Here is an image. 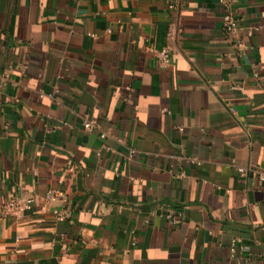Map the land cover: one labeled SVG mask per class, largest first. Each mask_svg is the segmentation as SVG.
<instances>
[{
  "label": "crops",
  "instance_id": "crops-1",
  "mask_svg": "<svg viewBox=\"0 0 264 264\" xmlns=\"http://www.w3.org/2000/svg\"><path fill=\"white\" fill-rule=\"evenodd\" d=\"M0 71V264H264V0H0Z\"/></svg>",
  "mask_w": 264,
  "mask_h": 264
},
{
  "label": "built area",
  "instance_id": "built-area-1",
  "mask_svg": "<svg viewBox=\"0 0 264 264\" xmlns=\"http://www.w3.org/2000/svg\"><path fill=\"white\" fill-rule=\"evenodd\" d=\"M170 7H174L175 4L171 3L169 4ZM223 26H224V30L226 32H234L237 30L238 26H239V19L234 16L231 12H227L224 17H223ZM252 31L250 30L249 31V34H251ZM239 44H242V41H239L238 42ZM152 50L154 52H156V55L158 56V59H159V63L161 66H168L170 65V48L169 47H164V48H161L159 50L157 49H154L152 48ZM9 79V75L6 71H0V88L2 86H4L6 84V81ZM84 127L85 129L87 130H94L96 128L99 127V124L96 120L92 119V118H86L85 121H84ZM100 135L102 137H105L107 134L105 131H102L100 133ZM134 150H132L131 153H133ZM131 155V154H130ZM238 170L242 173H246L249 169L246 168V167H238ZM251 170V169H250ZM259 176L261 179L264 180V171L263 170H257ZM46 197L51 200V199H56V198H64L65 199V193L60 191V190H57V189H54V188H50L47 190V193H46ZM35 197L33 196H27V197H24V198H20V199H14V200H11L7 205V209H10V208H15V209H33L34 205H35ZM58 216H60V218H63V214H59L58 213ZM168 217H172V215L170 213L167 214ZM237 241L238 240H234L232 242V251H235L236 250V247H237Z\"/></svg>",
  "mask_w": 264,
  "mask_h": 264
}]
</instances>
